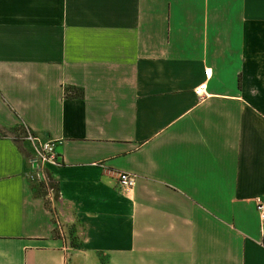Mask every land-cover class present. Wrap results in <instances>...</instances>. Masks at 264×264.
<instances>
[{"label":"crops","instance_id":"0c3cea01","mask_svg":"<svg viewBox=\"0 0 264 264\" xmlns=\"http://www.w3.org/2000/svg\"><path fill=\"white\" fill-rule=\"evenodd\" d=\"M258 196L264 0H0V264H264Z\"/></svg>","mask_w":264,"mask_h":264},{"label":"built area","instance_id":"2783aa9c","mask_svg":"<svg viewBox=\"0 0 264 264\" xmlns=\"http://www.w3.org/2000/svg\"><path fill=\"white\" fill-rule=\"evenodd\" d=\"M206 84H202L196 88V92L200 97L206 95ZM21 138L30 140L34 146L36 153L32 157L31 162L35 164L37 177L40 181L45 183L46 198L50 205L54 204L57 199L58 189L50 184V174L47 170L49 165H60L63 163L61 154L57 151V144L55 140H43L35 134L27 125H22V130L18 131ZM137 174L132 172L123 171L119 173V183L123 188H133L137 183ZM256 207L259 213L261 224L264 228V197L258 196L256 199ZM59 231L63 233V228L59 224ZM264 243V241H263Z\"/></svg>","mask_w":264,"mask_h":264},{"label":"trees","instance_id":"16d2710c","mask_svg":"<svg viewBox=\"0 0 264 264\" xmlns=\"http://www.w3.org/2000/svg\"><path fill=\"white\" fill-rule=\"evenodd\" d=\"M240 84H241V83H240ZM67 95H68V96H73V97L83 96V95H84V90H83L82 88H78L77 86L70 87V88H68V90H67ZM40 182H41V192L46 196V190H45V188H44L45 183H44L43 181H40ZM50 184H51L52 186H55L57 189H59V188H58V184H57V182H55L53 179L50 180ZM58 196H59V193H57V197H58ZM47 203L50 204L48 200H47ZM51 208H52V207H51ZM71 233H72V235H73V230H72ZM74 239H75V237H74V235H73L72 243L76 245Z\"/></svg>","mask_w":264,"mask_h":264},{"label":"rangeland","instance_id":"374dc122","mask_svg":"<svg viewBox=\"0 0 264 264\" xmlns=\"http://www.w3.org/2000/svg\"><path fill=\"white\" fill-rule=\"evenodd\" d=\"M52 179L55 181L54 177L52 175H50V180H52ZM75 241H78L76 237H75Z\"/></svg>","mask_w":264,"mask_h":264}]
</instances>
